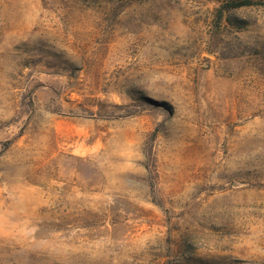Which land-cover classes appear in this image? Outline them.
Wrapping results in <instances>:
<instances>
[{"label": "rangeland", "instance_id": "374dc122", "mask_svg": "<svg viewBox=\"0 0 264 264\" xmlns=\"http://www.w3.org/2000/svg\"><path fill=\"white\" fill-rule=\"evenodd\" d=\"M0 0V264H264V4Z\"/></svg>", "mask_w": 264, "mask_h": 264}, {"label": "trees", "instance_id": "16d2710c", "mask_svg": "<svg viewBox=\"0 0 264 264\" xmlns=\"http://www.w3.org/2000/svg\"><path fill=\"white\" fill-rule=\"evenodd\" d=\"M252 4H264V0H236L227 4V7L238 8Z\"/></svg>", "mask_w": 264, "mask_h": 264}]
</instances>
